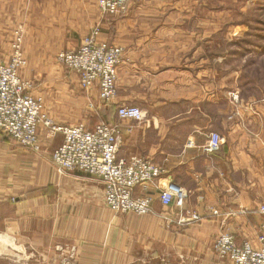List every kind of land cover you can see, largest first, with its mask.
Returning a JSON list of instances; mask_svg holds the SVG:
<instances>
[{
	"label": "crops",
	"instance_id": "1",
	"mask_svg": "<svg viewBox=\"0 0 264 264\" xmlns=\"http://www.w3.org/2000/svg\"><path fill=\"white\" fill-rule=\"evenodd\" d=\"M209 6L141 0L114 16L103 14L97 0H0V62L10 60L22 32L21 77L57 81L37 90L49 117L88 130L100 121L118 124L119 158L146 157L166 169L145 191L135 190L153 198L151 213L120 214L106 205L102 182L54 169L48 157L62 144L61 133L47 137L40 127L35 151L0 130V264H233L213 248L222 230L240 245H259L264 83L245 81L225 53L242 29L226 28L235 9ZM98 21L99 39L124 48L110 105L101 104L96 86L85 95L78 74L55 62ZM120 104L141 107L147 121L121 119ZM211 132L222 138L214 153L203 149ZM169 181L188 192L183 207L162 204ZM193 214L201 219L192 221Z\"/></svg>",
	"mask_w": 264,
	"mask_h": 264
},
{
	"label": "built area",
	"instance_id": "2",
	"mask_svg": "<svg viewBox=\"0 0 264 264\" xmlns=\"http://www.w3.org/2000/svg\"><path fill=\"white\" fill-rule=\"evenodd\" d=\"M135 1L141 0H97V3L103 14L117 16ZM99 33L100 28L95 27L77 49L60 51L56 59L78 74L82 89L89 93L96 86L101 104L110 105L118 95V67L124 60V48L101 41ZM11 46L10 60L0 62V130L18 145L35 151L41 150L40 127L46 129L47 137L61 133L62 144L48 157L56 171H79L102 182L105 203L116 213H151L153 198L137 195L135 190L141 187L145 191L149 184L166 175V169L146 157L119 158L122 128L118 124L100 121L93 130H88L82 123H56L45 112L43 99L30 92L31 82L20 75V69L27 64L22 32H17ZM233 97L237 99L238 95L234 93ZM117 114L121 119L147 121V113L134 104L118 105ZM221 145L220 134L211 132L203 149L214 153ZM187 196L185 189L169 181L162 188L160 200L164 205L183 207ZM260 211L264 212V206ZM191 219L199 221L201 217L193 214ZM259 243V248L249 242L240 245L230 232L222 230L213 248L219 257L233 264H264V234L260 235Z\"/></svg>",
	"mask_w": 264,
	"mask_h": 264
},
{
	"label": "rangeland",
	"instance_id": "3",
	"mask_svg": "<svg viewBox=\"0 0 264 264\" xmlns=\"http://www.w3.org/2000/svg\"><path fill=\"white\" fill-rule=\"evenodd\" d=\"M209 3H210L209 6L210 8L211 7L217 8L220 6V8L227 7L231 10L235 9L232 10L231 16H227L225 18L226 28H228L231 25H240L242 29H240L239 33L237 34L239 36H235V39H237L236 40L237 43L233 44L235 46H232V44L228 43L227 44L228 47H226L225 53L228 55V58L229 57L234 58L232 60L233 61L232 63L235 65V67H239L241 69V73L245 81L254 82L253 79H255L256 82L261 81L262 83H264V53H262L263 51H261L262 48L259 47V44H264V41L258 40L257 42L255 41L249 45L247 44L246 40L253 41L254 38L252 35L245 34V32L247 31L249 32V30L251 29L253 30V32H255L256 27L260 24L259 20L264 21V0H209ZM93 27L94 28L99 27L101 29V24H99L98 21V23ZM94 28H92V30ZM232 40H234V38L231 39L230 41ZM247 46H249L251 49L246 51L245 49L247 48ZM55 62H56V57H55ZM26 66L27 65H25L24 67ZM24 80H28V79H24ZM28 81H30L32 84V88L30 89V92L35 96L41 97L42 99L43 97L40 95L39 92H37V90L39 91V89L41 88H47L48 86H54L55 84H57V81H50L45 78L36 79L33 81L28 80ZM51 83L52 85H50ZM263 85L264 84H262V86ZM81 90L85 91L82 88ZM86 93L87 92L85 91V95ZM250 93L251 90L248 89L244 90V95L246 97ZM259 246L260 243L257 247L256 246L253 247L259 248Z\"/></svg>",
	"mask_w": 264,
	"mask_h": 264
},
{
	"label": "trees",
	"instance_id": "4",
	"mask_svg": "<svg viewBox=\"0 0 264 264\" xmlns=\"http://www.w3.org/2000/svg\"><path fill=\"white\" fill-rule=\"evenodd\" d=\"M260 24L256 27V31L253 32V30H249V32H245V34L247 35H252L254 40L251 41V40H246L247 44H251L253 42H257L258 40H261V41H264V21L262 20H259ZM259 47H261V51H263L262 53H264V44H259ZM251 48L249 46H247V48L245 49L246 51L247 50H250Z\"/></svg>",
	"mask_w": 264,
	"mask_h": 264
}]
</instances>
